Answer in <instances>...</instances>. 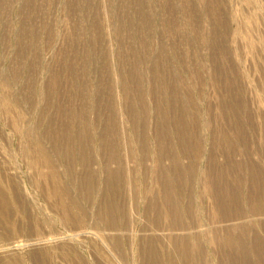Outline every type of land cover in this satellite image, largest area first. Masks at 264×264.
I'll use <instances>...</instances> for the list:
<instances>
[{"label":"rangeland","instance_id":"rangeland-1","mask_svg":"<svg viewBox=\"0 0 264 264\" xmlns=\"http://www.w3.org/2000/svg\"><path fill=\"white\" fill-rule=\"evenodd\" d=\"M3 91L0 264H264V0H0Z\"/></svg>","mask_w":264,"mask_h":264},{"label":"bare ground","instance_id":"bare-ground-1","mask_svg":"<svg viewBox=\"0 0 264 264\" xmlns=\"http://www.w3.org/2000/svg\"><path fill=\"white\" fill-rule=\"evenodd\" d=\"M5 98H6V94L3 91L0 93L1 103L5 102ZM2 106L4 107L3 108L4 110H7L6 105L4 103H2ZM14 123H15V121L12 120V122H11L12 126L15 129L20 130V136L22 137V141H24L23 142L24 143L23 150H24V153L29 156V159H31L30 161L36 166L42 165L43 167L51 168V170H52V172H50L49 174H40L39 175V177H40L39 180L41 182H43L44 184L45 183L48 184L47 185L48 186V192H47L48 197H56L59 200L61 197H66V198H68L69 196L71 197L70 193L67 191L66 188L58 185L59 175H58V173H56L54 171L55 166L52 162L53 159L49 155V152L46 151V147L44 146V143H43L44 138H42L39 134L36 135L34 130H31L28 127L26 129H20V127L17 125H14ZM48 130L53 131L52 128H49ZM53 133L55 134V132H53ZM73 142H76V141H73ZM76 143H72V142L69 143L68 142V144H72V145H74ZM68 148H69V150L74 149L76 151V156L84 155V151L76 150L72 146L69 147V145H68ZM36 152H41V154L45 157L44 162H39V161L34 160V156H35ZM85 152H86V150H85ZM80 159L82 162L85 161L83 156H81ZM3 186H5V187H3ZM9 186H10V184H9ZM9 186L7 184L5 185L3 183V181L2 182L0 181V228L2 230L1 232H3V233L6 231V229L8 230V228H6V224L9 225V227L11 226V229L13 231L18 230V227H19L16 224H14L15 221H13V220H15V219L12 220V218H13V216H12L13 202L14 203L16 201L19 202L18 201L19 199L15 198V196L12 195L13 188H11ZM70 197H69V199H70ZM68 201H69L68 206H62L60 204V207H59V209L61 211L60 213L63 217V220L65 222H68L71 224L74 222L79 223V224L83 223V221H84L83 219L86 216L85 215L86 213H84L83 208L81 207V203L75 199L72 201L71 200H68ZM2 241H6V240H2ZM42 257L44 258V253L42 254L41 258ZM10 263H12V262H10Z\"/></svg>","mask_w":264,"mask_h":264}]
</instances>
